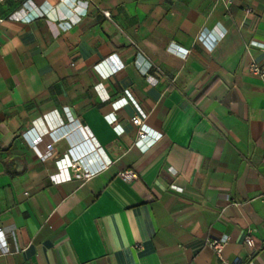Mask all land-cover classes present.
Listing matches in <instances>:
<instances>
[{
  "label": "crops",
  "instance_id": "obj_1",
  "mask_svg": "<svg viewBox=\"0 0 264 264\" xmlns=\"http://www.w3.org/2000/svg\"><path fill=\"white\" fill-rule=\"evenodd\" d=\"M250 60L264 68V0H0V264H224L207 245L223 236L225 261L264 264V80ZM69 115L109 163L55 183L69 141L42 160L22 133Z\"/></svg>",
  "mask_w": 264,
  "mask_h": 264
},
{
  "label": "built area",
  "instance_id": "obj_2",
  "mask_svg": "<svg viewBox=\"0 0 264 264\" xmlns=\"http://www.w3.org/2000/svg\"><path fill=\"white\" fill-rule=\"evenodd\" d=\"M79 7L80 6L77 3L75 5V10H78ZM22 10L24 11V13L28 12L27 8H21L20 11ZM252 11V7L246 8L247 13H250ZM104 13L107 17H110L109 11H104ZM78 14L81 13L78 12ZM219 35L223 36V32L219 31ZM250 45H254V43H251ZM182 50L183 51L181 52V54L183 56L187 55L189 52V50L187 49ZM247 50L249 51V46L247 47ZM247 68L250 73L264 80V68L261 67L258 62H256L255 60H250L247 64ZM123 100L125 103L129 101L127 97H123ZM110 116H112L109 119L110 123H112L116 129H118L119 133H122L124 129L120 123H116L117 117L113 114ZM146 116L147 113L141 108H138V113L131 118V121L135 125L140 126ZM69 118L70 119L67 123L61 124L60 126L52 129L45 134L38 133L35 127L27 128L22 133L29 146L42 160H46L53 155L54 145L58 140L65 138L69 141L70 146L67 151L55 160L57 172L51 175V178L55 183L69 180L75 175L91 178L105 169L109 163V161L106 160L102 155V148L96 145L93 146L91 144L94 143V138H88L84 128L80 125L79 121L77 119H73V117H71L70 115ZM75 138H77V140ZM81 138L83 141H81ZM154 142L155 140L149 138L144 131H139V136L136 144L139 145L141 149H148L154 144ZM119 176L126 182H132L138 178V173L132 169H128L120 172ZM174 188L181 190L180 187ZM228 240V236H223L216 240H209L207 245L209 248L215 251L217 256L224 262V264H237L229 263L223 258V248ZM245 243L249 247H255L254 239L252 236V229H249L247 231V234L245 236ZM0 248L3 252H6L8 250V243L5 239V233L1 229Z\"/></svg>",
  "mask_w": 264,
  "mask_h": 264
},
{
  "label": "bare ground",
  "instance_id": "obj_3",
  "mask_svg": "<svg viewBox=\"0 0 264 264\" xmlns=\"http://www.w3.org/2000/svg\"><path fill=\"white\" fill-rule=\"evenodd\" d=\"M93 146H95V144L94 143H91Z\"/></svg>",
  "mask_w": 264,
  "mask_h": 264
}]
</instances>
